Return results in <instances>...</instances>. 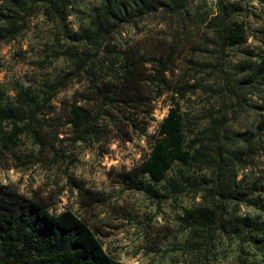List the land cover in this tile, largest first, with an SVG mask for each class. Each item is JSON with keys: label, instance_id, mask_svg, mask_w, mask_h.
I'll list each match as a JSON object with an SVG mask.
<instances>
[{"label": "rangeland", "instance_id": "rangeland-1", "mask_svg": "<svg viewBox=\"0 0 264 264\" xmlns=\"http://www.w3.org/2000/svg\"><path fill=\"white\" fill-rule=\"evenodd\" d=\"M149 3L141 19L89 45L67 31L88 29L102 0H70L64 24L41 5L21 14L17 36L0 43V103L14 104L23 88L46 98L57 82L55 104L78 102L93 113L92 126L63 127L39 146L31 134L16 137L23 124L0 123L9 147L0 148V193L73 212L124 264H264V0ZM10 9L0 0V18ZM234 23L245 33L232 46ZM83 47L86 67L77 62ZM136 54L163 56L140 65L148 82L125 92L158 97L155 109L92 101L96 85L117 83ZM173 98L193 158L154 182L141 167ZM130 111L141 123L122 120ZM54 120L40 116L35 125L49 131Z\"/></svg>", "mask_w": 264, "mask_h": 264}, {"label": "trees", "instance_id": "trees-1", "mask_svg": "<svg viewBox=\"0 0 264 264\" xmlns=\"http://www.w3.org/2000/svg\"><path fill=\"white\" fill-rule=\"evenodd\" d=\"M11 9L7 15L1 13L0 43L17 36L15 25L21 14L30 16L35 6L44 7V15L52 21L64 24L67 20L66 10L70 0H1ZM151 8L149 0H102L97 15L92 17L88 29L78 32L67 31L68 39L85 45L95 44L110 37L121 25H130L136 19H141ZM11 17L10 19H8ZM9 25V27H7ZM11 27V28H10ZM230 35L232 46L243 40L242 24L234 23ZM77 62L85 64L89 60L83 59L87 47L81 48ZM99 51V49H97ZM163 56L132 55L126 64L117 83L110 85L102 83L96 85V97L92 101L100 102L104 108L123 105L135 112L140 106L149 104V111L155 109L158 97H130L125 92L131 87H139L148 82L145 72L139 69L142 65L162 63ZM164 67L162 73H165ZM63 87L54 83L46 98L41 97L31 88L21 89L12 105L0 103V123L12 122L23 124L18 129L20 134H31L35 144L44 146L48 140L58 138L61 128L69 125L80 132L91 128L93 113L75 102L72 106L63 107L55 104L56 95ZM139 91V89H138ZM45 93H43V96ZM172 107L160 123L157 139L149 159L142 165L141 172L149 175L152 181L161 182L176 162L190 165L192 155L184 149L185 130L180 104L176 99L171 100ZM107 111H105L106 113ZM55 115L54 124L49 131L44 127H37L40 116ZM110 118V115H106ZM122 120H129L133 125L141 123L140 115L132 113L122 116ZM264 129V118L259 125ZM82 138V137H79ZM50 143V142H49ZM1 152L8 150L6 140L0 144ZM52 148H55L52 145ZM0 264H124L106 253L92 228L79 216L71 211L53 214L49 207L41 200L22 199L13 195L0 193Z\"/></svg>", "mask_w": 264, "mask_h": 264}]
</instances>
